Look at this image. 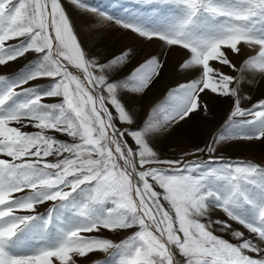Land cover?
I'll return each mask as SVG.
<instances>
[{"label":"snow or ice","instance_id":"obj_1","mask_svg":"<svg viewBox=\"0 0 264 264\" xmlns=\"http://www.w3.org/2000/svg\"><path fill=\"white\" fill-rule=\"evenodd\" d=\"M73 10L160 52L120 75L135 46L93 53ZM170 57L184 79L137 120L122 93L144 95ZM206 97L226 118L165 155ZM236 143L264 145V0H0V264H264V160L226 156Z\"/></svg>","mask_w":264,"mask_h":264},{"label":"rangeland","instance_id":"obj_2","mask_svg":"<svg viewBox=\"0 0 264 264\" xmlns=\"http://www.w3.org/2000/svg\"><path fill=\"white\" fill-rule=\"evenodd\" d=\"M114 1H118V0H86L88 4L98 9H103L110 13L118 14L117 12H115V10H113L114 7L116 6ZM72 16L76 21V23L79 22L80 20L84 21V22L82 21L83 25L89 23L88 25L91 29H85L88 25L83 26V28L82 26L79 27L82 31L83 38L87 42V47L93 53L98 54L101 57H109L114 53L119 52L120 50L119 45H117L114 41V40L116 41L118 40L117 35L115 34L113 35L114 33L113 31L118 33V31L114 29L113 26L114 24H111V28H110L111 34L113 36L112 35L108 36L105 34H101L99 29L97 27H94L95 18H93L91 15L82 14L76 10H73ZM122 34L123 33H121V35ZM137 44H139V42H133V45H137ZM142 44L145 45L146 43H142ZM143 45H141V47L140 46L135 47L137 55L127 65V67H125L121 71L120 75L127 73L133 67V65H135L137 62H140L141 54L144 53V50L142 49ZM178 78L181 79L182 76H178ZM125 92L126 91H124L122 95H124ZM160 94H162L161 91L157 93V96H159ZM260 94H261V90L258 85L252 88L251 95L253 96V98H255ZM148 95L147 93H145L142 96L137 95L138 96L137 98L140 99V102L138 103L136 102L134 106H130L135 110L137 120L144 118L145 110L143 109L142 102H144L148 98ZM153 98L154 97L150 99ZM206 100L210 104L211 115L207 117L204 116L194 117L192 120L188 121L187 123H183L181 127L177 128L176 131L170 137L162 138L158 147L165 155L169 154V150L167 147L169 144L178 145L186 150H191L194 146L197 145L202 146L203 143L210 138V134L212 133V131L226 118L229 109V105L227 102L211 100L208 99L207 97ZM224 154L234 159H248L259 162L261 160H264V145H260L257 143L231 144L224 148ZM246 157H250V158H246ZM41 211H43V209H41ZM223 235H225V238H229L227 234H223ZM105 238H109L116 242H119V240L123 239L124 237L114 233H105ZM106 259H107V254L103 252H99L93 254L91 260L86 261V264H93V262L95 261H104Z\"/></svg>","mask_w":264,"mask_h":264},{"label":"bare ground","instance_id":"obj_3","mask_svg":"<svg viewBox=\"0 0 264 264\" xmlns=\"http://www.w3.org/2000/svg\"><path fill=\"white\" fill-rule=\"evenodd\" d=\"M94 18V17H93ZM78 21V19H77ZM83 20H80L79 22H77L78 26H87L88 24L86 25H83ZM95 24V23H94ZM114 26V29L118 31V33H116L115 31H113V35H117V38L118 40H114L115 43L117 45H119V48H123L124 46L126 45H133V42H139V44L137 45H134L135 47H141V45H143L138 38H136L133 34H129L127 32H125L124 30L122 29H119L117 28L115 25ZM100 31L101 34H105V35H112L111 34V24H106L105 26L103 27H97ZM85 29H91L89 27V25L85 28ZM84 30V29H83ZM85 32V31H84ZM121 33H123L121 35ZM86 34V33H85ZM119 34V35H118ZM112 35V36H113ZM115 37V36H114ZM142 49L144 50V53L141 54V59H140V62L143 61V59L148 56L150 53L152 54H156V53H159L160 52V49L158 48H155L154 46H150V45H143ZM246 52L250 51V50H245ZM175 65H176V59L173 58V57H170L169 60H168V66H167V69H166V72H165V76L163 79H161L160 81L156 82L149 91H147V95H148V98L142 102L143 104V109L145 110V113L149 110V108L151 107V105L154 103L155 100H157L158 98H160L162 95H163V92H164V89L167 85H170L172 83H174L176 80H183L184 77L182 76L181 79L178 78L179 75H177L176 73V70H175ZM251 87V86H249ZM155 89V90H154ZM162 92V94H160L159 96H157V93L158 92ZM155 92V93H154ZM152 96H151V94ZM156 95V97H155ZM124 98L127 100V103L129 106H134V104L137 102H140V99L137 98V94L135 93H132V92H128L126 91L125 94L123 95ZM154 97L153 99H150ZM138 105V104H137ZM210 106V104H209ZM145 116V114H144ZM246 158H250V157H246Z\"/></svg>","mask_w":264,"mask_h":264}]
</instances>
